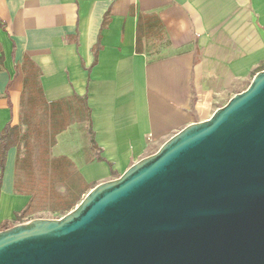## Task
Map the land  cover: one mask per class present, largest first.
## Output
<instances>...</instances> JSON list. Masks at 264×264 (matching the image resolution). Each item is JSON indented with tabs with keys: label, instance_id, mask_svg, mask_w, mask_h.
<instances>
[{
	"label": "crops",
	"instance_id": "1",
	"mask_svg": "<svg viewBox=\"0 0 264 264\" xmlns=\"http://www.w3.org/2000/svg\"><path fill=\"white\" fill-rule=\"evenodd\" d=\"M25 58L43 94L33 121L49 136L53 111L67 122L57 138L87 130L86 151L78 141L72 156L53 155L56 138L49 159L66 156L90 190L208 118L264 67V0H0V135L20 124ZM22 146L0 166V224L30 201L37 208L35 164H17Z\"/></svg>",
	"mask_w": 264,
	"mask_h": 264
},
{
	"label": "water",
	"instance_id": "2",
	"mask_svg": "<svg viewBox=\"0 0 264 264\" xmlns=\"http://www.w3.org/2000/svg\"><path fill=\"white\" fill-rule=\"evenodd\" d=\"M0 264H264V68L67 213L0 230Z\"/></svg>",
	"mask_w": 264,
	"mask_h": 264
},
{
	"label": "trees",
	"instance_id": "3",
	"mask_svg": "<svg viewBox=\"0 0 264 264\" xmlns=\"http://www.w3.org/2000/svg\"><path fill=\"white\" fill-rule=\"evenodd\" d=\"M107 15L104 18L103 25L107 22ZM141 34L137 31L136 36V51L139 53L142 51L141 47ZM98 44L95 46V60L97 56ZM95 62V61H94ZM24 72V88L22 92V116L20 117V124L6 125L1 131L0 135V166L3 168L5 162L6 151L10 147H17L20 149L21 144L25 147V157L17 159V164H32V146L30 145L31 139L38 144L39 151L37 159L40 166V182L48 185V194L50 196L51 205L54 211H60L67 213L71 210L84 196L90 185L86 183L80 173L72 169L70 160L60 155L49 159V147L55 142V135L65 129L67 122L63 117H57L55 119L54 112L51 113L50 122V135L48 136L47 130L44 127H40L44 122L40 120L33 121V116L39 107V100L43 98L42 90L39 87L38 77L39 69L28 58H25L23 63ZM264 68V67H263ZM261 68V69H263ZM260 69V70H261ZM85 99V98H84ZM25 103V104H24ZM48 107H46L47 109ZM53 109V108H52ZM48 110V109H47ZM46 110V111H47ZM25 125V130L22 131V126ZM88 133L90 135V142L92 147L98 148L93 137V131L91 129V120L88 121ZM34 135V136H33ZM98 160H104L99 155ZM111 167V164L108 163ZM32 167V166H31ZM112 174H115L111 170ZM56 184H60L63 187V191L56 189ZM34 208L31 205V201L20 211L15 213L14 220H5L0 224V230L6 229L13 225L15 222H23L31 219V213ZM28 215V216H27ZM27 216V219H24Z\"/></svg>",
	"mask_w": 264,
	"mask_h": 264
},
{
	"label": "rangeland",
	"instance_id": "4",
	"mask_svg": "<svg viewBox=\"0 0 264 264\" xmlns=\"http://www.w3.org/2000/svg\"><path fill=\"white\" fill-rule=\"evenodd\" d=\"M251 78H252V76H250L248 81L243 82V84H241V86L239 85V87H237L236 90L239 92V91L245 89L247 87V85L249 84V82L251 81ZM231 96L228 95L225 99L221 100V103L219 104V106L223 105ZM215 109L212 108V110L207 113V117H209ZM87 137H88L87 130H84V134L82 137L79 135L74 136L73 131L71 129H69L67 132H65L64 134H62L58 138L55 136V140L57 138L58 144L52 148V154L53 155L65 154L68 156H72L74 154V152L76 151V148H77L74 146V144H76L78 141H80V142L83 141V144L80 145L78 148H80L81 151H82V149L86 151ZM30 145L32 146V153H31L32 164H35L33 172H32L33 179H34V186H32V187L35 191V195L37 198V203H36L37 208L33 211V214H31V217L32 218H35V217L58 218V217L62 216L64 213H62L60 211H54L53 210V207L51 205L52 199L50 198V196L48 194V185L47 184L43 185L40 182V171H41V169L39 166V160L37 159V155H38V151L40 150L39 149L40 146L38 144H36L35 142H33L32 139L30 141ZM160 146H161V144L150 145L148 147L146 155L154 153L155 151H157V149ZM24 148H25L24 146L21 147V153H20L21 155H23V153L25 152ZM20 177L21 178L23 177L22 172H20ZM114 177H117V176H114ZM56 189L58 191H63V187L60 184H56Z\"/></svg>",
	"mask_w": 264,
	"mask_h": 264
}]
</instances>
